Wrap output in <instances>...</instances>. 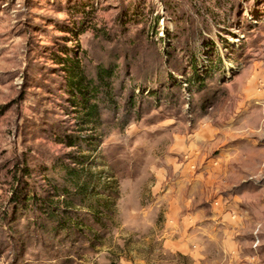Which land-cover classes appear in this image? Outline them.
I'll return each instance as SVG.
<instances>
[{"label":"rangeland","instance_id":"374dc122","mask_svg":"<svg viewBox=\"0 0 264 264\" xmlns=\"http://www.w3.org/2000/svg\"><path fill=\"white\" fill-rule=\"evenodd\" d=\"M66 48L90 78L118 70L101 123L71 101ZM260 72L263 90L264 0H0V264H264V136L244 97ZM82 156L114 181L103 219L74 207L90 230L57 237L39 212L10 222L17 189L61 202L52 185Z\"/></svg>","mask_w":264,"mask_h":264},{"label":"trees","instance_id":"16d2710c","mask_svg":"<svg viewBox=\"0 0 264 264\" xmlns=\"http://www.w3.org/2000/svg\"><path fill=\"white\" fill-rule=\"evenodd\" d=\"M64 53L65 57L59 55L56 60H59L58 64L63 65L67 72L66 89L72 97L71 101L77 108L76 110H78L81 118L86 120L85 124L87 122L101 123L103 107L114 110L117 108L115 101L116 90L113 85V80L116 76L115 72L118 71L117 68L100 66L97 69L96 75L90 78L81 66L83 53L74 57L67 48ZM191 83L193 82L188 84ZM132 87H129L130 96L127 99L129 114L138 107L136 101L138 95L135 94V90ZM65 140V142L70 143V146L79 148H82L84 141H86L74 136H67ZM85 157L74 158L73 163L80 165L81 168L77 169L73 167L67 170V175L62 179V182L67 187L53 183L54 191L52 198L57 197L59 198L58 200L62 198L61 202L53 201V199L42 201L35 194L22 191L23 189H17L13 199L15 210L10 222L18 221L20 215L27 214L28 212L33 214L39 212L41 216H44L50 222L49 224H52L49 225L50 234L57 237L61 232L70 230L71 227L74 231L90 230V227L88 228L89 225L85 221L73 215V213L77 212L73 209L74 207H81L90 216L103 219L101 203H108L112 200L115 190L111 185L113 179L105 171L92 172L87 169L86 166L89 162L85 161ZM23 172H25L26 176L31 175L29 169H25ZM57 203L58 205H56ZM61 205L64 208H61ZM39 220L36 218L34 224L39 223Z\"/></svg>","mask_w":264,"mask_h":264},{"label":"bare ground","instance_id":"6f19581e","mask_svg":"<svg viewBox=\"0 0 264 264\" xmlns=\"http://www.w3.org/2000/svg\"><path fill=\"white\" fill-rule=\"evenodd\" d=\"M261 75H263L261 72L255 73L254 76L247 81L244 88L245 100L252 106L260 107L257 116L252 118L251 129L249 131L251 135L258 136H264V86H262L263 90H258L256 87V81Z\"/></svg>","mask_w":264,"mask_h":264}]
</instances>
